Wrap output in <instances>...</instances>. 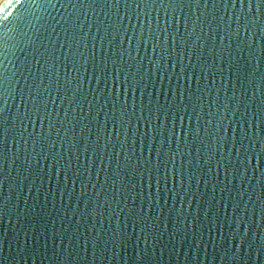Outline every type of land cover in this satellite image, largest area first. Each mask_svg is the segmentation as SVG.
Instances as JSON below:
<instances>
[{"label":"water","instance_id":"water-1","mask_svg":"<svg viewBox=\"0 0 264 264\" xmlns=\"http://www.w3.org/2000/svg\"><path fill=\"white\" fill-rule=\"evenodd\" d=\"M0 264H264V0H0Z\"/></svg>","mask_w":264,"mask_h":264}]
</instances>
